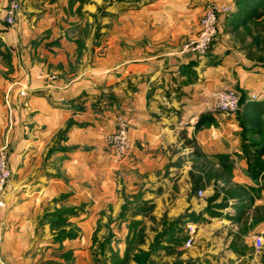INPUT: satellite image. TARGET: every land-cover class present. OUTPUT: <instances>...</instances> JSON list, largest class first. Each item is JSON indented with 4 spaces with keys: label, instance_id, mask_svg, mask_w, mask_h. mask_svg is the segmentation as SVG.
<instances>
[{
    "label": "crops",
    "instance_id": "obj_1",
    "mask_svg": "<svg viewBox=\"0 0 264 264\" xmlns=\"http://www.w3.org/2000/svg\"><path fill=\"white\" fill-rule=\"evenodd\" d=\"M10 1L0 0V148L12 171L0 264H138L139 253L150 264H264V167L246 153L264 154L212 99L233 89L264 103V65L233 44L251 42L238 0H21L8 26ZM214 2L232 7L216 43L205 56L183 51ZM118 115L129 123L121 160L106 143Z\"/></svg>",
    "mask_w": 264,
    "mask_h": 264
},
{
    "label": "built area",
    "instance_id": "obj_2",
    "mask_svg": "<svg viewBox=\"0 0 264 264\" xmlns=\"http://www.w3.org/2000/svg\"><path fill=\"white\" fill-rule=\"evenodd\" d=\"M21 13V5L18 1H13L5 12V21L8 25L14 26ZM201 32L199 37L191 41L187 48L188 51L199 56H205L209 47L218 35V16L217 11L209 9L201 19ZM215 109L226 115H235L241 107V95L233 89L217 91L212 96ZM108 143L111 146V153L118 158L128 154L130 149L129 123L127 119L120 115L116 119V130L108 135ZM12 177V171L8 165L7 154L4 150L0 152V210L5 208V191ZM196 227L193 224L188 226V240L186 246L190 247L194 242ZM263 246L262 238L256 239V247L261 249Z\"/></svg>",
    "mask_w": 264,
    "mask_h": 264
},
{
    "label": "trees",
    "instance_id": "obj_3",
    "mask_svg": "<svg viewBox=\"0 0 264 264\" xmlns=\"http://www.w3.org/2000/svg\"><path fill=\"white\" fill-rule=\"evenodd\" d=\"M235 22L242 26L243 35L251 38L249 49L258 52V58L264 61V0H238ZM237 114L244 131L263 135L264 103L243 97ZM253 144L256 152L264 154V141Z\"/></svg>",
    "mask_w": 264,
    "mask_h": 264
},
{
    "label": "rangeland",
    "instance_id": "obj_4",
    "mask_svg": "<svg viewBox=\"0 0 264 264\" xmlns=\"http://www.w3.org/2000/svg\"><path fill=\"white\" fill-rule=\"evenodd\" d=\"M13 1H18L19 3H20V5H21V11H22V2H21V0H11L10 1V3H12ZM10 3H9V5H10ZM8 5V6H9ZM8 8V7H7ZM7 8H6V10H7ZM209 9H214L215 11H217V16H218V35H217V37L214 39V41H213V43L211 44V46L209 47V50H208V52L211 50V48L214 46V44L216 43V41H217V39H218V37H219V35H220V17L222 16V15H224V16H227V15H229V13L231 12V10H232V7L229 5V3H212V4H210L208 7H207V9L205 10V12H204V14H203V16L205 15V13H206V11L207 10H209ZM102 15L104 14L103 12L101 13ZM203 16L201 17V19L203 18ZM201 19H200V21H199V31H198V33L196 34V36H194L193 38H191V39H189L186 43H184V45H183V51H185V52H189L188 51V48H187V46H188V44L191 42V41H194V40H196L198 37H199V34H200V32H201V24H200V22H201ZM8 25V24H7ZM8 26H10V25H8ZM244 37H245V35H243ZM236 37V38H235ZM235 37H234V43L233 44H235L234 46H237V47H239V49H241L242 51H244L249 57H251L252 55L250 54L249 55V53H248V49H249V46H248V44L247 43H245V42H242V40L240 39V35H239V37L237 38V36L235 35ZM246 38V37H245ZM247 49V50H246ZM255 56L253 57V58H255V60L257 61H259L260 63H261V65L263 66L264 65V61H263V59H259L258 58V55L259 56H261L258 52H256L255 51V54H254ZM240 95H241V97L243 98V97H245L243 94H241L240 93ZM253 98V97H252ZM242 100V99H241ZM237 114V113H236ZM117 117H119V115L117 116ZM264 129V128H263ZM115 130H116V127H115ZM249 134V133H248ZM250 135V138H248V140L247 141H249V142H254V143H260V142H263L264 141V133H263V135H258V134H254V133H250L249 134ZM108 135L106 136V143H107V147H108V149H109V151L111 152V146L109 145V143H108ZM2 150H4L5 152H6V154H7V158H8V165H9V153H8V148L5 146L3 149H1L0 148V152L2 151ZM113 155V154H112ZM116 159H118V160H121V159H123L124 157H121V158H118V157H116V156H114ZM246 158L251 162V164L253 165V166H251V167H264V161H262V162H260L261 161V159L259 158V157H255L253 154H251L249 151H247V153H246ZM10 167V166H9ZM155 241H156V239H155ZM155 243V242H154ZM106 248V246H104V249ZM149 254L148 255H145V254H137L136 255V260L139 262L138 264H148V259H149ZM100 264H104V263H100ZM116 264H128V262H124V261H121L119 258H116ZM149 264H150V262H149Z\"/></svg>",
    "mask_w": 264,
    "mask_h": 264
}]
</instances>
